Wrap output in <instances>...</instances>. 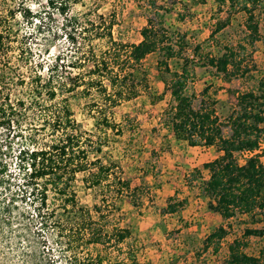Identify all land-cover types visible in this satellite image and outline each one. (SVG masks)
Segmentation results:
<instances>
[{"label": "trees", "instance_id": "obj_1", "mask_svg": "<svg viewBox=\"0 0 264 264\" xmlns=\"http://www.w3.org/2000/svg\"><path fill=\"white\" fill-rule=\"evenodd\" d=\"M31 1L0 0V185L11 180L13 194L28 208V222L52 232L59 244L45 264H140L129 242L128 228L111 226L106 232L109 216L102 210L105 205L114 207L122 195L132 194L117 162L104 157L102 150L123 132L124 125L111 120L112 109L139 93H144L151 104L167 93L169 105L161 118L174 141L188 147L212 148L217 153L202 164L207 178L200 191L207 198L209 212L223 222L236 215L250 219L264 216V166L260 162L264 155V150L260 152L264 145V85L239 93L235 107L221 122L206 87L198 95V107L193 108L196 96L188 86L189 56L183 40L171 39L164 27V15L170 9L157 0H140L145 23L138 30L139 41L132 44L113 36L117 25L114 12L107 17H68L70 6L80 0H43L37 9H32ZM212 1L216 10L225 14V23L237 14L242 16L243 43L225 46L220 55L204 56L202 62L222 81L229 82L249 72L251 52L246 51L262 39L257 15L264 14V0ZM55 16L61 18L57 30L63 31L68 43L75 44L81 36L96 41L82 52L83 60H64L57 54L47 62L34 48L39 46L35 36L50 31ZM154 53L158 56L155 69L163 85V92L158 94L149 91L147 75L140 66ZM171 59L179 61L177 70L169 68ZM86 64L89 68L80 70ZM69 70L78 72L71 74ZM16 83L21 96L11 99V87ZM75 96L87 99L83 113L91 120L92 132L81 131L73 118L69 99ZM223 128L228 129L226 136ZM2 149H7L9 163L4 161ZM255 150L242 164L237 163V154ZM78 175H82L86 188H97L102 194L100 204L93 206L96 219L76 201L72 187ZM48 201L56 202L60 210L49 209ZM183 204V200L169 197L162 212L173 214ZM227 230L217 226L203 239L201 249L216 254ZM261 234V230L245 228L242 239ZM244 246L241 239H233L220 264H264L263 257L247 255Z\"/></svg>", "mask_w": 264, "mask_h": 264}, {"label": "rangeland", "instance_id": "obj_2", "mask_svg": "<svg viewBox=\"0 0 264 264\" xmlns=\"http://www.w3.org/2000/svg\"><path fill=\"white\" fill-rule=\"evenodd\" d=\"M156 2L170 9L164 15V27L171 34V39L183 40L184 52L189 56L191 75L188 86L196 96L193 108L198 107V95L206 87L208 95L215 100V114L223 122L235 107L239 93L254 90L259 84L264 85V14L257 15L262 39L246 51L251 52L249 72L224 82L211 69L204 67L203 57L218 56L223 52V47L243 43L242 16L237 14L225 23V14L216 10L212 0H203L201 3L199 0ZM30 4L32 9H37L43 5V0H32ZM111 12H114L117 24L113 27V36L129 44L138 42V30L145 23L144 6L140 0L138 3L137 0H80L70 6L67 16L98 14L107 17ZM60 25L61 18L55 16L51 30L35 36L39 46L34 45V48L41 51L40 57L47 62L57 54L63 56L64 60H83L82 52L96 44V41L81 36L75 39V44L68 43L63 31L57 30ZM218 26L222 27L217 30ZM193 50H196L195 54ZM157 58L154 53L140 63L147 75L149 91L156 94L163 92L162 82L155 69ZM178 64L177 59L168 61L171 70H177ZM86 68H89V64L80 70ZM69 72L75 74L78 71ZM20 94L21 87L16 83L11 87L10 98H18ZM86 102L87 99L78 96L70 97L69 107L80 130L92 132L91 120L83 113ZM168 105L167 93L154 104L144 93H139L112 109L111 120L124 125L123 132L121 136L110 140L102 152L104 157L109 156L117 162L120 176L129 184L132 194L122 195L114 207H102L109 216L105 231L109 232L111 226L128 228L131 234L129 242L135 247L136 259L140 264H220L226 254L227 244L233 239L245 242L243 251L247 255L264 258V216L250 219L236 215L223 222L207 210V198L200 191L202 182L207 178L202 164L214 159L217 153L212 148H191L174 141L161 118ZM227 134L228 129L223 128V135ZM0 135L2 137L3 133L0 132ZM263 150L262 144L260 152ZM2 152L5 154L4 161L9 163L7 149H2ZM236 160L237 163L240 160L237 155ZM260 162L264 166V155L260 157ZM81 178L82 175H78L72 187L76 201L96 219L93 206L100 204L102 194L97 188H86ZM10 182L5 180L0 185V264H45L50 254H56L59 244L52 232L48 233L28 222L29 218L25 214L28 208L17 194H13ZM169 197L183 200L184 204L173 214H164L162 211ZM47 203L49 209L60 210L56 202ZM220 225L228 227V230L218 252L213 255L208 250L203 251V239ZM245 228L261 230L262 234L242 239Z\"/></svg>", "mask_w": 264, "mask_h": 264}, {"label": "built area", "instance_id": "obj_3", "mask_svg": "<svg viewBox=\"0 0 264 264\" xmlns=\"http://www.w3.org/2000/svg\"><path fill=\"white\" fill-rule=\"evenodd\" d=\"M257 151H253V152H248V151H245V152H242L240 154H237V156L240 157V160L238 161V164H242L244 162V159H246L247 157H250L251 155L255 154Z\"/></svg>", "mask_w": 264, "mask_h": 264}, {"label": "crops", "instance_id": "obj_4", "mask_svg": "<svg viewBox=\"0 0 264 264\" xmlns=\"http://www.w3.org/2000/svg\"><path fill=\"white\" fill-rule=\"evenodd\" d=\"M191 148H195V147H191ZM202 148H203V147H202ZM205 149H207V150H208L209 148H205ZM210 149H211V148H210ZM215 153H216V152H215Z\"/></svg>", "mask_w": 264, "mask_h": 264}]
</instances>
